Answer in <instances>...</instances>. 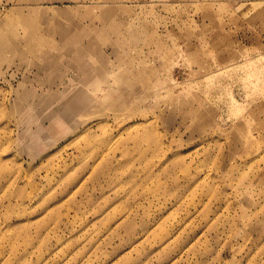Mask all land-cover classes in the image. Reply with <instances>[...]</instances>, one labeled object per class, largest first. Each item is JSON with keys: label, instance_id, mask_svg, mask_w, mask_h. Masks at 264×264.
I'll list each match as a JSON object with an SVG mask.
<instances>
[{"label": "rangeland", "instance_id": "374dc122", "mask_svg": "<svg viewBox=\"0 0 264 264\" xmlns=\"http://www.w3.org/2000/svg\"><path fill=\"white\" fill-rule=\"evenodd\" d=\"M0 264H264V0H0Z\"/></svg>", "mask_w": 264, "mask_h": 264}]
</instances>
